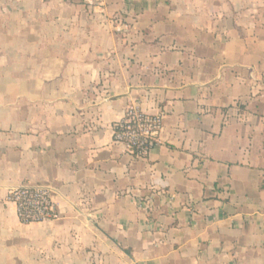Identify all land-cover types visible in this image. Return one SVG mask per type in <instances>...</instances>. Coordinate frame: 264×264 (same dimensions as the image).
I'll use <instances>...</instances> for the list:
<instances>
[{
  "label": "crops",
  "instance_id": "obj_1",
  "mask_svg": "<svg viewBox=\"0 0 264 264\" xmlns=\"http://www.w3.org/2000/svg\"><path fill=\"white\" fill-rule=\"evenodd\" d=\"M131 105L164 114L146 157ZM0 264H264V0H0Z\"/></svg>",
  "mask_w": 264,
  "mask_h": 264
},
{
  "label": "built area",
  "instance_id": "obj_2",
  "mask_svg": "<svg viewBox=\"0 0 264 264\" xmlns=\"http://www.w3.org/2000/svg\"><path fill=\"white\" fill-rule=\"evenodd\" d=\"M164 114H150L136 105L128 106L124 116L114 124V142L122 144L135 156L146 157L160 143ZM7 201L15 206L24 224L57 222L62 219L55 191L50 186L22 185L10 190Z\"/></svg>",
  "mask_w": 264,
  "mask_h": 264
}]
</instances>
